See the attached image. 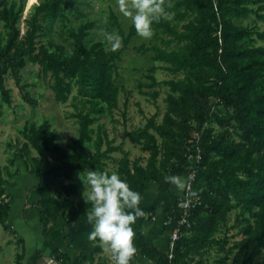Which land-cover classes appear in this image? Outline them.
Instances as JSON below:
<instances>
[{"label": "trees", "instance_id": "1", "mask_svg": "<svg viewBox=\"0 0 264 264\" xmlns=\"http://www.w3.org/2000/svg\"><path fill=\"white\" fill-rule=\"evenodd\" d=\"M250 2L259 4L257 11L264 10V0H165V9L172 18H161L153 24L155 31H161L160 43L135 47L139 52L153 51L152 60L165 63L149 68V82H139L141 91L160 83L154 75L157 69L164 68L173 75L163 81L169 92L164 98L166 110L162 120L157 121L156 112L143 127L125 130L127 137L149 151L143 164L140 156L131 159L123 141L116 144L115 138H110L103 123L92 126L105 107L110 113L119 107L120 88L115 84L118 61L137 33L134 23L126 31L118 15L111 11L110 24L118 28L123 41L121 47L113 50L106 49L101 41L86 42L93 27L92 21H86L70 32L74 47L72 54H66L63 45L42 40L44 21L66 19L75 12L76 0H40L25 18L23 33L20 20L25 5L18 6L15 1L8 5L6 0H0V19L8 30L5 39L0 32L2 99L12 101L11 89L6 84L10 74L22 96L36 103L28 92V84L23 83L22 71L28 62L39 64L43 74L50 75L57 100L67 101L75 84L92 97L87 111L79 112V134L67 147L57 141L48 119L32 126L29 140L23 145L27 156L31 155L30 146L37 152L29 171L39 175L35 186L39 198L34 207L43 236L48 238L61 218L70 225L64 241L77 256L74 258L56 247L51 254L60 264H85L103 250L99 240L88 239L91 224L87 221V208H91V202L75 204L71 196L76 193V184L66 180H73L78 170L85 173L90 167L107 170V163L116 151L121 153L116 159V171L143 196L150 183L158 184L152 205L146 206L142 199L144 215L134 225L139 253L132 261L142 255L155 264H206L204 251L216 241L213 233L236 204L254 220L245 219L242 228L245 236L237 244L233 264H256L255 259L264 248V44H254V30L233 21V16L254 11ZM257 11L264 18V13ZM258 35L264 39V32ZM180 73L183 76L177 77ZM142 93L154 99L159 96L157 90ZM127 105L128 100L123 110L124 122ZM214 123L220 127L219 131ZM90 142L92 152L87 150ZM197 154L201 157L194 167L191 156ZM193 169L196 175L190 191L184 189L181 193L164 179L167 174L188 176ZM48 177H55L58 183L48 181ZM6 191L0 179V197ZM187 195H198L200 201L180 224L183 210L179 201ZM13 202L14 198L7 204L5 200L0 202V223L7 231L11 230L8 219ZM160 208L168 218L164 229L170 234L179 228L172 258L168 249L160 248L143 232L145 222ZM22 253L26 256L25 250ZM37 259L33 254L28 262L36 264Z\"/></svg>", "mask_w": 264, "mask_h": 264}, {"label": "rangeland", "instance_id": "2", "mask_svg": "<svg viewBox=\"0 0 264 264\" xmlns=\"http://www.w3.org/2000/svg\"><path fill=\"white\" fill-rule=\"evenodd\" d=\"M13 1L18 6L22 3L25 5L23 17L20 20L21 33H23L26 28L25 18L30 15L34 6L40 0H6V3L11 5ZM249 5L254 8V11L246 15L233 16V21L254 30L256 39L254 44H264V39L258 35L260 32H264V18H261L256 13L259 4L250 2ZM111 11L118 15L121 24L128 31L133 21L131 17L125 16L120 11L118 0H76L75 12L68 14L66 19L44 21L46 27L42 40L61 44L65 47L66 54H72L74 39L70 32L77 30L86 21H92L93 27L89 29L86 42L91 44L92 42L101 41L106 49H111V42L107 39L105 33L112 32L120 36L118 28L110 24ZM257 12L264 13V10ZM0 32L5 39L8 35V30L4 27L1 19ZM159 35H161V31L154 30L151 37L145 38L136 33L132 38L129 48L124 51L122 59L118 61L119 70L115 84L120 88L119 107L114 108L112 113L105 107L103 112L100 113L99 120L92 124V126L96 127L98 123H103L109 132L110 138H115L116 144L123 141L125 149L130 151L131 159L134 160L140 156L143 164L146 163L149 151L143 150L141 143L127 137L125 130L143 127L147 118L156 112H158L157 121L160 122L162 120L166 110L164 98L169 92V86L163 81L172 78L173 75L164 68L157 69L154 75L160 83L152 89L143 87V91L157 90L159 96L154 99L143 94V91L139 88V82H149L147 73L152 65H165V63L154 62L152 60L153 51L139 52L135 47L141 44L151 46L156 42L160 43ZM246 42L249 43V40L247 39ZM122 45L123 41L121 38L120 47ZM22 75L23 83L28 84V92L36 100V103H30L22 96L19 86L10 74L6 77V84L11 89L12 101L8 103L0 96V110L2 112L0 114V179L7 189L5 196L0 197V202L5 200L7 204L10 198H14L9 212L12 211V208L15 209L17 204L19 205L20 200H23V209L31 208L36 191L35 186L39 181L37 172L31 173L29 171L32 166V158L37 152L30 146L31 155L27 156L23 149V145L29 140V135L32 133V126H39L44 120L48 119L51 123V128L57 134V141L61 146L67 147L79 134V112H86L90 105V99H92L90 94L81 90L75 84L72 86L67 101L57 100L51 87L53 79L50 75L45 76L43 74L39 64L28 62L22 71ZM176 76L181 77L183 74L180 73ZM126 100H128V113L127 120L124 122L123 110ZM220 111L225 112V109L221 108ZM214 126L216 130H220L216 123H214ZM87 146V150L92 152V142L88 143ZM120 155L121 153L118 151L113 153V159L109 160L106 166L109 172L116 171V159ZM88 170H95V168L90 167ZM87 172L82 173L78 170L73 180H66V182L76 184V193L71 196L75 204L86 205L90 202L85 197L88 189L83 180V176L86 177ZM47 180L54 184L58 183L55 177H48ZM173 186L175 190L182 193L183 190L178 189L175 185ZM157 192V182L150 183L149 190L143 197L144 204L152 205ZM149 200L150 202H148ZM233 202L235 204V201ZM148 216H150V213ZM10 217L15 219L11 223L10 221L12 220L9 221ZM18 218L13 215L9 216L10 231H7L0 223V264H31L22 252L24 250L26 252V249L34 243L36 247L35 254L38 257L47 255L57 260V257L51 254L56 247L61 248L64 252H69L74 258L77 256V252L68 248L64 241V235L70 225H66V221L63 218L59 220L58 228L48 238H45V242L43 241L42 243L39 241L42 235L33 226L31 215L23 221ZM246 218L254 220L249 216V213L243 212L240 205H233L232 209L227 212L226 219L220 221L217 230L213 233L216 241L204 251L203 258L206 264H222V261L233 264V258L237 252V244L245 236L242 228L246 223ZM165 222H167L166 215L160 209L156 211L152 219L146 221V224L153 226L155 232L158 234L162 232L163 241L162 243L157 242L160 248L165 247L164 242H169V231L164 229ZM6 234H9V238L12 240L10 243L4 240ZM222 240L227 241L222 244L220 243ZM49 251L50 253H47ZM137 252L139 253V251ZM20 253L22 254L21 258L18 257ZM22 260L24 261L22 262ZM255 263L264 264V248L262 253L256 257ZM85 264H113L110 250L103 246L102 252L95 254L94 259L85 262Z\"/></svg>", "mask_w": 264, "mask_h": 264}, {"label": "clouds", "instance_id": "3", "mask_svg": "<svg viewBox=\"0 0 264 264\" xmlns=\"http://www.w3.org/2000/svg\"><path fill=\"white\" fill-rule=\"evenodd\" d=\"M118 3L120 11L131 17L137 33L145 38L153 35L154 22L172 18L165 9V0H118ZM105 35L113 50L120 47L118 34L107 32ZM164 179L184 190L190 185L192 176L167 174ZM83 180L88 189L86 200L91 202V208H87V221L91 224L88 239L99 240L110 250L113 264H131L138 251L134 225L145 211L141 207L142 193L118 171L88 170Z\"/></svg>", "mask_w": 264, "mask_h": 264}, {"label": "crops", "instance_id": "4", "mask_svg": "<svg viewBox=\"0 0 264 264\" xmlns=\"http://www.w3.org/2000/svg\"><path fill=\"white\" fill-rule=\"evenodd\" d=\"M38 174V173H37ZM39 182V181H38ZM172 187L174 188V186L172 185ZM146 194V193H145ZM144 197V196H143ZM38 198H39V194H38V192H37V189H36V191H35V193H34V197H33V202L31 203V208H29V207H27V209H23V200H20V203H19V205L17 204L16 205V207H15V209L14 208H12V211L11 212H9V216H17V218L20 220V221H23V220H25L26 219V217H28L29 215H31V218H32V222H33V226H35L36 227V229H37V231L39 232V233H41V238H39V241H40V243H42L43 241L45 242V237L43 236V233H42V229H43V227H42V224H41V222H40V220H39V215H38V212H37V210L35 209V207H34V204H35V202L38 200ZM27 200V199H26ZM148 202H150V200L148 201ZM146 206H149L148 204H145ZM159 210V209H158ZM157 210V211H158ZM160 210H162V208H160ZM33 211H35V212H33ZM163 211V210H162ZM12 214V215H11ZM167 216H166V221H167ZM10 220H12V221H10ZM15 219L14 218H11L10 217V219H9V221H10V223L11 222H13ZM166 223V222H165ZM26 229H28L27 227H26ZM143 232L148 236V237H150V238H153V240H154V242L158 245V243L157 242H161L162 243V241H163V239H162V232L160 233V234H158L157 232H155L154 231V229H153V226H151L150 224H146V222H145V224H144V226H143ZM4 240H5V242H7V243H10L12 240L9 238V234H6L5 235V237H4ZM38 241V242H39ZM164 244H165V247L164 248H162L163 250H167L168 249V243H165L164 242ZM44 245V244H43ZM159 246V245H158ZM41 247V246H40ZM43 247V246H42ZM45 247V246H44ZM51 251V250H50ZM50 251L49 252H47V253H50ZM36 253V247H35V243L33 244V245H31V246H29L27 249H26V257H27V261H28V259H29V257L31 256V255H33V254H35ZM46 254V253H45ZM16 260H17V258H16ZM24 260H22V262H23ZM131 264H155L153 261H151L150 259H148V258H146V257H144V256H142V255H139L138 256V258L135 260V261H132L131 262Z\"/></svg>", "mask_w": 264, "mask_h": 264}, {"label": "built area", "instance_id": "5", "mask_svg": "<svg viewBox=\"0 0 264 264\" xmlns=\"http://www.w3.org/2000/svg\"><path fill=\"white\" fill-rule=\"evenodd\" d=\"M200 157H201L200 154L191 156L192 165L194 167H196V164L199 162ZM190 174L192 176V180L190 182V185L186 188L188 191H190L192 187V181L195 179L196 169H193ZM199 201H200V197L198 195H187L180 199L179 206L183 210V217L180 221V224H183L186 221L187 217L190 215L191 210L197 205ZM169 238L170 239L168 243V253H169V257L172 258L175 241L179 238L178 227L170 231Z\"/></svg>", "mask_w": 264, "mask_h": 264}, {"label": "water", "instance_id": "6", "mask_svg": "<svg viewBox=\"0 0 264 264\" xmlns=\"http://www.w3.org/2000/svg\"><path fill=\"white\" fill-rule=\"evenodd\" d=\"M37 264H59V262L51 256L44 255L38 257Z\"/></svg>", "mask_w": 264, "mask_h": 264}, {"label": "flooded vegetation", "instance_id": "7", "mask_svg": "<svg viewBox=\"0 0 264 264\" xmlns=\"http://www.w3.org/2000/svg\"><path fill=\"white\" fill-rule=\"evenodd\" d=\"M38 260V259H37ZM36 264H37V261H36Z\"/></svg>", "mask_w": 264, "mask_h": 264}]
</instances>
